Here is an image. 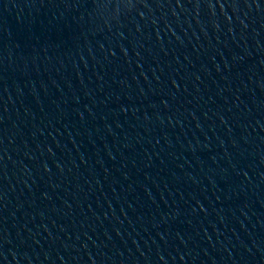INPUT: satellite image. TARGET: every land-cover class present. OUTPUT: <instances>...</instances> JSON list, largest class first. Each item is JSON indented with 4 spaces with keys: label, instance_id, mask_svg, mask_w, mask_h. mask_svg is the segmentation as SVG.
Segmentation results:
<instances>
[{
    "label": "water",
    "instance_id": "95a60500",
    "mask_svg": "<svg viewBox=\"0 0 264 264\" xmlns=\"http://www.w3.org/2000/svg\"><path fill=\"white\" fill-rule=\"evenodd\" d=\"M0 264H264V0H0Z\"/></svg>",
    "mask_w": 264,
    "mask_h": 264
}]
</instances>
